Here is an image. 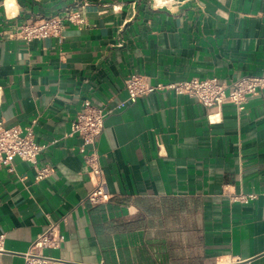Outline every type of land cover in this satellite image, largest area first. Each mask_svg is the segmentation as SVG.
<instances>
[{
	"label": "crops",
	"instance_id": "crops-1",
	"mask_svg": "<svg viewBox=\"0 0 264 264\" xmlns=\"http://www.w3.org/2000/svg\"><path fill=\"white\" fill-rule=\"evenodd\" d=\"M12 2L0 0V121L32 127L51 172L0 164V264H264V96L240 110L156 90L115 109L132 73L154 85L264 74V0ZM51 17H63L60 38L17 34ZM88 103L111 110L96 143L110 197L98 203L70 134ZM51 222L61 244L32 249Z\"/></svg>",
	"mask_w": 264,
	"mask_h": 264
},
{
	"label": "built area",
	"instance_id": "built-area-1",
	"mask_svg": "<svg viewBox=\"0 0 264 264\" xmlns=\"http://www.w3.org/2000/svg\"><path fill=\"white\" fill-rule=\"evenodd\" d=\"M171 1L164 0L159 5L167 6ZM64 18L74 23L82 22L77 11L67 13ZM62 29L63 17L39 18L21 24L17 34L26 41L47 37L60 38ZM125 88L128 92V98L115 106L117 110L128 107L138 97L156 90L190 95L209 108H219L225 103H233L242 110L250 96L258 94L264 96V74L245 75L229 83L219 81L216 77H210L191 78L154 85L147 76L132 73L125 80ZM110 112L111 110H105L100 105L88 103L85 104L83 110L77 113L71 123L70 134H78L83 140L81 150L85 152V163L94 186L86 197V200L91 203L106 201L110 197L96 146L97 139L104 129L106 117ZM212 118L215 119L209 115L210 121L213 120ZM45 147V144L36 141L32 127L7 126L3 121H0V164L12 169L14 159L19 157L32 164L36 170V180H41L51 172L49 166L41 167L38 163V156ZM249 197H253V194L245 196L243 199L247 200ZM1 237L2 235H0ZM61 242L62 237L58 233V222H51L34 241L32 249L58 247Z\"/></svg>",
	"mask_w": 264,
	"mask_h": 264
},
{
	"label": "bare ground",
	"instance_id": "bare-ground-1",
	"mask_svg": "<svg viewBox=\"0 0 264 264\" xmlns=\"http://www.w3.org/2000/svg\"><path fill=\"white\" fill-rule=\"evenodd\" d=\"M163 1H164V0H156V2H157L158 4H161ZM6 4H7L8 9H11L12 6L14 5L13 2H12V0H6Z\"/></svg>",
	"mask_w": 264,
	"mask_h": 264
}]
</instances>
